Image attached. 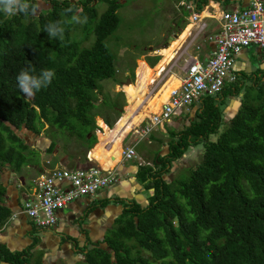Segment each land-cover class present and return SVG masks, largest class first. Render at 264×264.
Returning a JSON list of instances; mask_svg holds the SVG:
<instances>
[{
	"label": "trees",
	"instance_id": "trees-1",
	"mask_svg": "<svg viewBox=\"0 0 264 264\" xmlns=\"http://www.w3.org/2000/svg\"><path fill=\"white\" fill-rule=\"evenodd\" d=\"M47 1L49 6L39 8L37 0H30L38 6L35 15L0 12V170L5 165L19 169L34 154L19 135L22 128L38 134L45 124L44 129L55 125L89 147L98 142L96 116L113 128L125 105L123 91L104 97L100 84L120 68L118 49L111 50L105 40L120 24L121 0ZM101 1L105 8L99 11ZM190 1L198 11L207 3ZM69 7L82 8L87 22L64 24L63 40L49 38L45 26L70 19L72 14L64 13ZM138 56L132 55L131 72ZM148 59L154 64L159 55ZM29 66L35 75L45 68L55 71L51 84L32 97L21 92L16 80ZM244 76L251 81L244 89L236 79L204 96L182 129L168 126L167 153L158 148L150 160L136 161V176L150 189L147 202L133 200L123 207L105 237L108 249L90 247L87 264H264V71ZM129 85L125 91L133 90V83ZM231 94L240 98L239 107L218 132L225 118L219 103ZM198 143L203 150L197 164L187 174L168 178L174 161ZM54 146L52 140L47 151ZM3 193L0 182V197ZM8 215L0 202V225ZM8 254L11 264H20L12 260L16 253Z\"/></svg>",
	"mask_w": 264,
	"mask_h": 264
},
{
	"label": "crops",
	"instance_id": "crops-1",
	"mask_svg": "<svg viewBox=\"0 0 264 264\" xmlns=\"http://www.w3.org/2000/svg\"><path fill=\"white\" fill-rule=\"evenodd\" d=\"M37 1L39 8L49 6L47 0ZM249 1L207 0V3L200 10L201 15L206 16L205 18L210 25L205 34H202L198 39V42L201 44L199 51L201 59H205L214 50V42L207 39L206 33L214 30L219 24L218 16L221 10L237 9L246 6ZM188 15L182 18V25L178 27V31L183 28L189 19ZM169 35L166 38V43L162 46L169 43ZM116 60H118V56ZM234 67L237 77L238 74L245 73H253V77L260 75L261 71H264V56L261 48L256 44L243 47L236 54ZM123 68L124 64L117 70L114 78L101 81L102 95L106 94L109 97L115 95L116 89L112 87V81L118 87L117 91L121 90ZM258 68L260 69L259 71H257ZM255 71H257L256 74H254ZM239 103L240 98L238 96H234L233 94L227 95L223 108L225 119L231 117L237 111ZM195 108L196 105L190 106V116L194 113ZM97 117L103 120L100 115H97ZM159 129L162 132L161 135L164 133L163 131L166 132L164 125H160ZM19 133L25 135V137H21L24 138L30 150L34 151V154L19 169L5 165L0 170V182L4 187V193L0 197V202L9 209L7 219L0 225V248L3 247L10 252H16L27 248L29 245L36 244L37 250L42 253L43 264L86 263L85 255L89 248L82 250V247L85 245L90 246L92 243H99L98 246L108 249L104 237L108 233L107 229L115 223V220L122 212L123 207L133 200L144 201L146 199L147 201L149 194L145 196L142 191L147 188L136 176L138 170L136 160L121 158L112 167L117 174V180L113 184L98 190L93 195L81 196L58 209L56 213L57 221L54 224L50 226H38L28 214L21 211L25 200L36 199L40 194V190L35 185L33 179L41 174H48L52 169L57 167L76 169L86 168L94 164L100 165L90 156L97 141L88 147L85 142L79 140L77 142L78 145L75 146L67 143L60 144L55 137V146L50 152L46 148L54 139L43 135L41 132L35 134L25 128H22V131H19ZM153 140L149 134L147 138L137 143L135 148L138 156L141 157L138 151V144L143 141L146 144H151ZM142 149L145 148L143 147ZM148 153L152 154L151 152ZM56 183L61 186L67 183V180ZM147 190L149 193L150 189ZM140 203L142 204V202Z\"/></svg>",
	"mask_w": 264,
	"mask_h": 264
},
{
	"label": "built area",
	"instance_id": "built-area-1",
	"mask_svg": "<svg viewBox=\"0 0 264 264\" xmlns=\"http://www.w3.org/2000/svg\"><path fill=\"white\" fill-rule=\"evenodd\" d=\"M178 2L190 14L183 28L172 34V38H177L189 26L187 33L174 48L172 57L163 65L160 73L148 84L147 93L157 90L172 74L180 78V84L170 92L158 112L142 118L121 142V157L135 159L138 164L144 161L138 156L135 147L140 140L149 136L155 126L180 116L184 110L189 111L192 104L197 105L204 96L220 92L225 85L237 79L235 57L243 47L256 44L264 56V0H250L246 6L221 10L219 24L206 33L207 39L214 42V50L205 59L200 58L201 44L198 39L210 27L206 16H202L190 0ZM159 49L153 51L160 58L162 54ZM125 83L121 82L124 95ZM64 180L67 183L57 185L56 182ZM116 180L115 170L102 168L101 165L76 169L57 167L33 179L40 194L36 199L25 200L21 211L28 214L38 226H50L57 220L58 209L81 196L93 195Z\"/></svg>",
	"mask_w": 264,
	"mask_h": 264
},
{
	"label": "rangeland",
	"instance_id": "rangeland-1",
	"mask_svg": "<svg viewBox=\"0 0 264 264\" xmlns=\"http://www.w3.org/2000/svg\"><path fill=\"white\" fill-rule=\"evenodd\" d=\"M178 1L179 0H121L117 8V13L120 16V24L118 28L114 31V33L105 41L111 50L117 51L118 49V60H116V64L119 67L124 64V73L122 74L121 78H123V81L128 78L131 79V81L133 82V90L135 88V78L137 79L136 72L139 66V60L143 59L150 66H153L154 69L158 68V65L163 61L164 57H162L161 59L159 58L160 60L158 59L159 61L157 60V63L155 62L154 64H151L149 62L148 56L154 55L155 53L153 50L166 43V38L169 34H173L178 31V27L182 25V18H184L190 13V11L184 8V6L179 5ZM98 6L99 11H102L105 8V3L101 1L100 3H98ZM78 33L79 36H81L83 32L82 30H80ZM144 51L147 52L141 54ZM159 52L167 53L170 52V50H159ZM134 54H138L139 56L134 58V68L133 72H131L129 65L132 63V55ZM236 82L241 85L243 83L244 89V86L251 81L247 77H245L244 74H238ZM113 83L114 81H112V87H114L117 91L118 87ZM133 90H126L127 92H129L130 99L125 100V105L122 106V111L120 113L121 116H124L128 103L134 101ZM115 96H113V98ZM104 97L108 96L104 94ZM224 104L225 101L219 103V106L223 109ZM190 110V108L187 112L184 110L180 117H172L170 121L165 122L163 125L165 126V128L173 125L176 130L182 129L184 122H186L187 120V117L194 118V113H192V116H188V112H190ZM223 116L225 117L224 114ZM119 120L120 118L118 119V121ZM118 121L114 122L112 126L113 128L118 123ZM224 121H226L225 118L223 119L218 128V132H220L224 128ZM95 123L97 125L98 117L95 118ZM46 126L47 125L45 124L44 128ZM159 126L160 125L154 127L152 134L156 135L157 137H162L163 142L158 143L157 141L153 140L151 144H146L145 141L138 144V151L141 154V157H143L142 159L144 160H150L152 154H149L148 152L153 153L154 150L158 148H161V151L167 153L165 146L167 145L166 141L168 139V135L165 131H163L164 133L161 135L162 132L159 129ZM44 128L41 130V133L43 135H47L48 137L54 140L56 137L60 144L67 143L70 145L73 144L75 146L78 145L77 142H79V140H77L75 136H71L67 130L55 125H51L47 129ZM20 131H22V129ZM218 132L210 134L209 139H215ZM95 135L99 143L105 138L103 135V137L99 140V131L97 129H95ZM98 142L96 144V148L99 144ZM143 147L146 150L142 149ZM202 150V143L189 146V148L182 154V156L176 159V161H174L173 166L167 173V177L171 179L177 176L179 173L187 174L189 168L197 164L198 160L200 159ZM121 158L122 157L120 156V159ZM142 191L145 196L149 194L147 189H143ZM115 226L116 224L114 223L113 227Z\"/></svg>",
	"mask_w": 264,
	"mask_h": 264
},
{
	"label": "bare ground",
	"instance_id": "bare-ground-1",
	"mask_svg": "<svg viewBox=\"0 0 264 264\" xmlns=\"http://www.w3.org/2000/svg\"><path fill=\"white\" fill-rule=\"evenodd\" d=\"M188 27L184 28L177 38H172L166 46H162L159 49H169L170 52L161 53L162 56L160 59L162 57H164V59L158 65V68L154 69V67L150 66L145 60H139V66L136 72L137 79L135 78L136 82L135 88L133 90L134 101L126 106L124 116L120 117V120L115 125V127H109L102 119L98 118V123L101 127V129L98 131L100 132L102 130L105 138L101 140L100 143L98 142L99 144L97 148L95 146L96 149L94 148L91 151L90 156L95 159L102 166V168H112L120 160L121 142L126 133L130 131L136 124H138V122L145 116L151 115L152 112H158L160 105L167 100L170 92L179 86L180 78L177 75L172 74L167 80L163 82V84L159 86L157 90L147 93L148 84L154 80V78L160 73L163 65L172 57L174 48L186 35ZM129 83L133 82L125 83L123 90L124 87Z\"/></svg>",
	"mask_w": 264,
	"mask_h": 264
},
{
	"label": "clouds",
	"instance_id": "clouds-1",
	"mask_svg": "<svg viewBox=\"0 0 264 264\" xmlns=\"http://www.w3.org/2000/svg\"><path fill=\"white\" fill-rule=\"evenodd\" d=\"M37 10L38 6L30 3V0H0V12L7 15H15L17 13L35 15ZM82 12V8L73 9L69 7L64 10V13H71L70 19L49 22L44 30L48 33L49 38L63 40L65 32L64 24H84L87 22L88 17L86 15L82 16ZM34 72L35 69L29 66L21 69L16 77L18 88L26 97L34 96L37 91L51 84L55 76L54 69L50 68L42 69L39 75L33 74Z\"/></svg>",
	"mask_w": 264,
	"mask_h": 264
},
{
	"label": "flooded vegetation",
	"instance_id": "flooded-vegetation-1",
	"mask_svg": "<svg viewBox=\"0 0 264 264\" xmlns=\"http://www.w3.org/2000/svg\"><path fill=\"white\" fill-rule=\"evenodd\" d=\"M42 8V7H41ZM57 221V220H56ZM114 224H112L107 230L109 232V229H111L113 227ZM105 240V237H104ZM99 243H92V245L90 246H83L82 250L84 249H88L92 246L98 245ZM10 251L8 249L5 248V254L1 252V248H0V264H11L12 261L9 260V253ZM11 253H16V255H14L13 257V262L14 263H19L20 264H43V258H42V253H40L37 248H36V244H32L27 246V248H24L20 251H16V252H11ZM53 264V263H51Z\"/></svg>",
	"mask_w": 264,
	"mask_h": 264
},
{
	"label": "water",
	"instance_id": "water-1",
	"mask_svg": "<svg viewBox=\"0 0 264 264\" xmlns=\"http://www.w3.org/2000/svg\"><path fill=\"white\" fill-rule=\"evenodd\" d=\"M169 37H170V39H171V38L173 37L172 34H170ZM125 82H126V83L131 82V79L128 78ZM225 120H226V119H225ZM19 135L25 137V135H23V133H19ZM166 150L168 151V147H166ZM159 153L163 154V151H160ZM97 166H100V165H97ZM137 201H138V202H142V204H145V203L147 202L146 199H145L144 201H140V200H137Z\"/></svg>",
	"mask_w": 264,
	"mask_h": 264
}]
</instances>
